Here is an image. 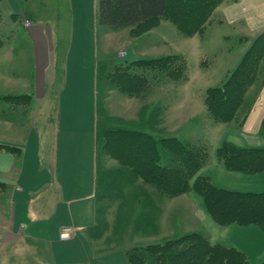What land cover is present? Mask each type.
<instances>
[{
	"label": "crops",
	"instance_id": "obj_1",
	"mask_svg": "<svg viewBox=\"0 0 264 264\" xmlns=\"http://www.w3.org/2000/svg\"><path fill=\"white\" fill-rule=\"evenodd\" d=\"M32 1L0 0L12 21L7 29L0 12V35L5 29V37L0 39V145L17 150L0 148V264H129L127 252L134 242L122 244L107 234L100 215V195L109 181L100 167L99 116L105 114V70L111 69L117 58L115 55L112 62L101 59L109 35L106 29L110 28L97 25L99 0H53L54 16L50 9L45 11L51 13L41 12V16L33 12ZM63 4L68 27L62 33L66 42L58 70L55 33H61ZM218 10L233 34L250 35L264 28V0H230ZM38 15L51 17L42 19L40 26L35 21ZM19 31L28 43H11L13 36L19 38ZM182 42L195 52L206 50V57L211 48L207 44L203 47L196 35ZM239 58L234 56L230 64ZM25 59L27 66L23 67L27 68L19 67ZM21 95L30 97L28 103L16 105L7 100ZM41 108L49 110L44 124L36 123ZM220 139L239 149L264 150V84L240 127L222 132L215 150ZM211 155L200 175L215 188L264 194L263 160L250 158L256 167L253 171H231L219 162L215 151ZM189 201L199 228L193 231L201 232L212 243L236 248L248 257L249 264L264 257L263 229L256 225L219 226L200 197L191 195ZM165 204L157 202L162 216L158 225L164 224L166 215L169 218L165 213L169 204ZM64 226L75 230L67 241L58 237ZM154 239L146 243L162 238Z\"/></svg>",
	"mask_w": 264,
	"mask_h": 264
},
{
	"label": "rangeland",
	"instance_id": "obj_2",
	"mask_svg": "<svg viewBox=\"0 0 264 264\" xmlns=\"http://www.w3.org/2000/svg\"><path fill=\"white\" fill-rule=\"evenodd\" d=\"M229 1L221 0L214 8L211 17L203 23L202 30L193 35H196L203 47L207 44L212 48H208L207 57L204 55L206 50L195 52L192 48L184 47L182 41L186 36L180 35L177 28L167 20L162 21L160 27L154 29L151 34L140 39L130 36L129 28L106 29L109 35L106 36L105 54L101 59L112 62L117 55L114 66L119 67L124 86L128 90L123 91L118 88L116 78H112L113 69L106 68L105 114L99 116L101 124L99 158L100 167L103 168L110 188L102 189L100 215L103 218L102 221L105 222L104 227L107 234L116 236L118 242L122 244L131 240L134 242L132 248H140L197 232L193 231L199 228L193 218L194 209L189 197L191 195L200 197V195L191 189L175 196L158 191L156 187L145 181L146 175L131 171L125 166L127 163L131 164L130 158L125 153H131L135 147L132 144L122 145L123 149L120 151L116 146L117 142L113 140L111 131L133 129L151 134L155 138H176L177 140L179 138L175 137L177 136L175 133H179L182 139L179 141L192 145L202 160V166L194 175H191L189 180L193 184L198 178L206 179L205 176L200 175V171L209 163L211 154L214 151L217 154V150L224 143L232 145L230 141L220 139L219 146L216 150L214 149L222 132L240 127L264 84V28L250 35L233 34L229 25L220 17L218 10ZM63 2L65 3V0ZM29 5L31 10L40 16L41 12L51 13L49 10L45 11L46 9L53 10V16L55 15L53 0H33ZM60 6L61 33H55V40L59 44L57 48L58 70L61 68L66 42L62 33L67 31L68 27L66 5ZM0 12L5 27L10 29L12 21L9 20L8 11L6 7H2V4H0ZM214 12H217L218 16ZM39 15L35 20L37 24L34 23L33 26L35 24L42 26L41 21L51 17L43 18L44 16L39 17ZM25 16L29 17L30 14ZM209 26H211L210 30ZM21 28L24 31V27ZM204 28H206L205 32ZM22 31L17 32L19 38H16V35L13 36L11 43L29 42L23 38ZM4 33L5 29H2L1 40L5 37ZM98 34L101 37L100 31ZM178 53L184 54L185 58ZM170 55L181 58L169 60L170 65L167 63L149 65L138 62ZM236 55H240L239 60L230 64ZM243 59L256 62V69L253 75L248 77L249 80L244 81L239 102L237 103L235 98L227 104L228 109L226 107L224 111H218L224 113V116L213 113L206 104L207 91L212 88H221ZM133 62L136 64L132 65ZM24 65L27 66V59L21 62L19 67L27 68L23 67ZM127 72L140 77L132 91L129 89ZM48 111L46 108L39 109L36 113V123L47 122ZM27 119L30 121V117ZM181 129L184 131L182 132ZM170 133L175 135H169ZM123 142L122 140L118 143ZM169 158L166 157L163 164L167 165L170 162ZM157 202L166 203V206L169 204L168 212L165 210V213H169V218L166 215L168 221L165 220L164 229L163 225H158L162 216L161 207L157 206ZM167 232L175 233L166 237H157L158 234L161 236ZM152 238L162 239L159 242L146 243ZM263 261L264 257L257 264ZM247 264H249V259Z\"/></svg>",
	"mask_w": 264,
	"mask_h": 264
},
{
	"label": "trees",
	"instance_id": "obj_3",
	"mask_svg": "<svg viewBox=\"0 0 264 264\" xmlns=\"http://www.w3.org/2000/svg\"><path fill=\"white\" fill-rule=\"evenodd\" d=\"M220 1L99 0L97 25L112 29L130 28V35L139 38L157 27L162 20H167L182 35L191 37L202 30L203 23L211 17ZM177 58L181 57L170 55L138 62L149 65L153 63L170 65L169 60L173 61ZM117 67H112V78H116L118 88L127 91L128 88L126 89L121 78L122 73ZM255 69L256 62L243 59L221 88H212L207 91L208 109L213 113L216 112L217 115L224 116V113L218 111H224L226 107L228 109L227 104L235 98L237 103L239 102L244 81L249 80L248 77L253 75ZM127 75L130 83L129 89L132 91L140 77L130 72ZM7 100L18 105L28 103L30 97L27 95L11 96L7 97ZM111 135L120 151L123 149L122 145L132 144L135 147L131 153H125L132 164L127 163L125 166L131 171L146 175L145 181L161 193L175 196L191 189L200 195L207 213L219 226L256 225L264 230V194L220 190L215 188L208 178H198L193 184L190 183L191 175H194L202 166V160L192 145L176 138H155L151 134L133 129L114 130L111 131ZM122 140L124 142L119 144ZM0 148L17 151L15 148L2 145ZM216 155L219 162L231 171L255 170L256 167L252 166L250 159L253 156L259 161H264V150L239 149L229 143H224L217 150ZM166 157H170L167 165L163 164ZM106 187L108 188L109 184ZM127 257L129 264H247L248 262V257L236 248L212 243L199 232L183 235L163 243L131 248L127 252ZM261 264H264V261Z\"/></svg>",
	"mask_w": 264,
	"mask_h": 264
},
{
	"label": "built area",
	"instance_id": "obj_4",
	"mask_svg": "<svg viewBox=\"0 0 264 264\" xmlns=\"http://www.w3.org/2000/svg\"><path fill=\"white\" fill-rule=\"evenodd\" d=\"M75 230L71 226H64L60 229L58 237L61 241H67L73 238Z\"/></svg>",
	"mask_w": 264,
	"mask_h": 264
}]
</instances>
